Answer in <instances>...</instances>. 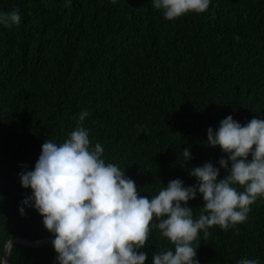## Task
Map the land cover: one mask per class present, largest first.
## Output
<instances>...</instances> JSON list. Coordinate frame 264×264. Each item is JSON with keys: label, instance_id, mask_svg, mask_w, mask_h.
Segmentation results:
<instances>
[{"label": "trees", "instance_id": "16d2710c", "mask_svg": "<svg viewBox=\"0 0 264 264\" xmlns=\"http://www.w3.org/2000/svg\"><path fill=\"white\" fill-rule=\"evenodd\" d=\"M14 9L20 24L0 25V256L14 237L54 238L21 204L32 192L19 174L34 169L45 141L67 139L80 111L91 145L150 199L173 179L195 184L192 167L219 168L226 156L206 146L209 127L229 115L242 126L264 119V0H210L171 21L152 0H0V13ZM202 204L199 195L188 202L194 219ZM250 209L234 228L199 234V264H264V198ZM13 245L8 264H51L55 253L51 241ZM166 250L174 245L156 229L140 249L145 264Z\"/></svg>", "mask_w": 264, "mask_h": 264}, {"label": "clouds", "instance_id": "9594fccd", "mask_svg": "<svg viewBox=\"0 0 264 264\" xmlns=\"http://www.w3.org/2000/svg\"><path fill=\"white\" fill-rule=\"evenodd\" d=\"M209 4L210 0H152V7L169 21L189 12L203 13ZM20 22L18 9L0 13L5 28ZM88 116V111H80L67 139L59 144L45 141L34 169L19 174L21 186L32 192L21 204L34 208L54 235L57 264H145L148 257L140 249L148 247L153 229L174 245V251L154 253L151 264H199V243L193 244L199 234L207 238L213 226L227 231L245 222L250 205L264 198V119L253 118L242 126L229 115L215 132L209 127L206 146H219L226 156L218 160L219 168L211 161L192 167L188 175L195 184L185 186L173 179L150 199L140 195L124 169L105 162L101 143L91 145L89 131L82 126ZM182 155L185 164L192 159L188 148ZM221 168L226 174L218 179ZM198 195L203 211L194 219L188 202ZM18 210L25 215L23 206ZM13 247L11 239L5 242L0 264H7ZM237 264L260 261L243 258Z\"/></svg>", "mask_w": 264, "mask_h": 264}, {"label": "water", "instance_id": "95a60500", "mask_svg": "<svg viewBox=\"0 0 264 264\" xmlns=\"http://www.w3.org/2000/svg\"><path fill=\"white\" fill-rule=\"evenodd\" d=\"M53 239H54L53 237H42V238H38L35 240H28L23 237H14L11 240L13 243H20L25 246L38 247V246H41L46 241H52ZM56 257H57V253L55 252L51 264L56 263V260H57ZM6 259H7V264H8V257H6Z\"/></svg>", "mask_w": 264, "mask_h": 264}]
</instances>
